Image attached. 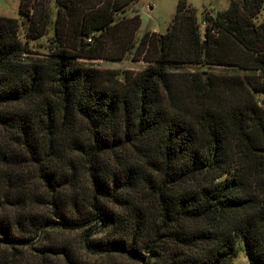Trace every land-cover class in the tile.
<instances>
[{"label": "trees", "instance_id": "trees-1", "mask_svg": "<svg viewBox=\"0 0 264 264\" xmlns=\"http://www.w3.org/2000/svg\"><path fill=\"white\" fill-rule=\"evenodd\" d=\"M132 1L18 0L0 16V264H229L237 242L264 264L262 0L203 11L202 33L177 0L163 33L136 41ZM19 30L49 32L43 59ZM128 52L146 64L121 77L79 62Z\"/></svg>", "mask_w": 264, "mask_h": 264}, {"label": "rangeland", "instance_id": "rangeland-1", "mask_svg": "<svg viewBox=\"0 0 264 264\" xmlns=\"http://www.w3.org/2000/svg\"><path fill=\"white\" fill-rule=\"evenodd\" d=\"M177 0H134L129 3L128 7L124 10L126 16L131 15L133 12L138 14V27L136 33H134V40L136 41L141 33L145 31H154L156 33H163L166 30V26L170 21V18L173 15L175 2ZM228 0H185V3L188 4L194 11L195 20L198 26V30L202 33V21L203 11L207 14L215 15L217 11H221L226 8ZM17 3L18 0H0V16L16 17L17 18ZM119 16V15H117ZM264 19V0H262L261 7L257 15L253 18L252 22L257 23L260 20ZM50 31V30H48ZM47 32L45 35H41L35 39L24 40L21 35L20 30L18 31V37L20 42L23 44L24 56L27 59H31L34 62H38L43 59L44 54L46 53L47 44ZM79 62L86 66L97 67L99 69H114L118 73V77H121V71L129 70L135 72L145 66L146 61L142 59H133L128 53L116 60L109 59H80ZM180 69L183 71L190 70H200V71H211L216 72L217 74H234L233 69L227 66H217L216 64L209 66H200V65H182ZM239 75V74H236ZM255 99H261V94H255ZM120 150H116L115 153H119ZM28 155V154H27ZM26 179L28 184L31 186L39 187V180L36 177L35 169L32 165H26ZM80 233L77 230L70 232H60V230H51L49 231V236L55 239L60 237L64 242H68L73 247L79 246L81 242ZM83 257L87 256L89 260L94 262H102L103 256H96L93 253H83ZM229 264H251L245 257V253L241 248V245L237 242L234 245L233 252L226 255ZM112 261L118 264H138L127 258L114 255Z\"/></svg>", "mask_w": 264, "mask_h": 264}, {"label": "built area", "instance_id": "built-area-1", "mask_svg": "<svg viewBox=\"0 0 264 264\" xmlns=\"http://www.w3.org/2000/svg\"><path fill=\"white\" fill-rule=\"evenodd\" d=\"M204 23L202 22V25H203Z\"/></svg>", "mask_w": 264, "mask_h": 264}]
</instances>
